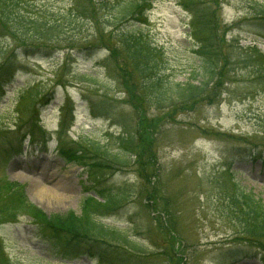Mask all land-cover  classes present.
Wrapping results in <instances>:
<instances>
[{
    "label": "rangeland",
    "instance_id": "1",
    "mask_svg": "<svg viewBox=\"0 0 264 264\" xmlns=\"http://www.w3.org/2000/svg\"><path fill=\"white\" fill-rule=\"evenodd\" d=\"M186 1L153 0L147 16L144 13L141 19L123 21H116L123 0L20 1L25 4L24 10H19L24 14L45 12L57 21L71 12L78 17L67 41L59 43L60 52L20 57L19 69L4 87L0 143L14 124L29 121L31 112H39L42 132L52 140L48 152L38 150V144L32 148L30 144L31 152L0 163V206L17 207L19 211L16 218L9 219L10 212L5 214L0 208V239L5 245L0 251V264L111 263L104 256L99 259L81 253L63 257L56 247L60 242L43 232L17 205L18 200L7 195L13 189L9 182L21 183L28 202L44 214L68 218L66 227L77 222L85 227L89 209L98 221L136 241L137 250L114 239L110 246L106 244L110 251L130 258L113 260V264H263L256 256L257 247L242 239L231 197L241 188L264 201V152L256 158L249 154L264 148V72L259 69L264 31L258 30L263 28L253 19V4H263L264 0H194L199 2L191 3L192 12L187 10L190 2ZM0 11L5 14L1 7ZM196 13L204 33H211L208 25L213 18L212 33L222 43L226 64L219 77L205 96L189 104L158 109L148 94L149 104L138 107L137 93L130 99L115 77L118 74L129 83L137 82L117 32L134 29L140 32L141 40L156 47L157 70L164 78L176 82L193 78L199 84L208 77L200 70L196 40L188 36ZM11 29L16 38L31 40L30 34L13 25ZM14 42L0 31V65ZM88 46L95 48L74 49ZM107 48L113 51V71L96 65L107 64ZM255 50L259 57L253 56ZM67 97L75 106V120L69 130L66 126L70 116L63 112L68 108ZM94 109L102 116L94 118ZM62 118L66 119V130L61 129ZM40 138L37 135L36 141ZM123 138L135 142V154L133 158L128 156L126 166L107 160L95 165L93 160L97 158L87 152L79 154L87 165L84 169L64 163L58 154L60 139L77 149L84 147L87 139H99L103 147L118 151ZM33 156L50 158L53 163L44 165L54 183H62L69 191L38 192L34 181L39 180V173ZM14 160L20 161L28 179L13 176L20 166ZM229 167L234 173L228 171ZM86 170L92 172V177ZM42 185L52 188L49 182ZM58 194L65 198L59 200ZM230 248L242 251L230 256Z\"/></svg>",
    "mask_w": 264,
    "mask_h": 264
},
{
    "label": "trees",
    "instance_id": "2",
    "mask_svg": "<svg viewBox=\"0 0 264 264\" xmlns=\"http://www.w3.org/2000/svg\"><path fill=\"white\" fill-rule=\"evenodd\" d=\"M21 0H0V7L3 9L5 14L0 11V31L10 37L12 40L15 39V46L11 49L10 53L7 55L5 61L0 65V80L3 74L9 71L16 62L20 54H48L50 52L62 50L59 43L67 41V34L70 33L74 21L78 15L74 13L65 14L63 20H54L51 18L50 14L36 13L33 15H28L20 12V8L24 10L25 4L20 2ZM150 0H123L120 3L119 14L117 15V20H138L144 16V10L150 5ZM190 2L187 4V10L192 12V4L195 5L199 1H186ZM185 3V4H186ZM192 3V4H191ZM254 9V20L258 21L257 26L263 29H258L264 31V3L263 4H253ZM18 9V10H16ZM116 17V15H114ZM119 17V19H118ZM210 20L208 28L211 33H204L202 30V23L199 22L198 13L194 15L190 22V30L188 36L191 39L196 40L197 49L195 53L200 58V70L206 73L208 79L199 82V84L194 83L193 78L186 82L175 81L174 79L164 78L160 72H158V58L159 53L156 47L148 41L141 40L142 36L139 31L134 29H128L124 31L125 33L117 32L120 35V42L124 45L126 52L128 53V61L133 65L136 71L137 82L133 80L129 83L122 75L115 74L116 80L119 78L118 82L121 85L123 91L130 97V99L137 93L136 104L138 107L149 104L147 95L151 96L153 103L159 109L172 108L175 105L189 104V102H194L203 96H205L208 87L213 84L220 75V70L223 69L226 64V58H223L222 43L218 39L214 31V21ZM13 25L16 29H20L25 34L31 35V40L22 41L14 36V31L11 29ZM207 28V27H206ZM258 36H262V33H258ZM93 49L95 46L88 47H75L74 49ZM109 50V48H107ZM110 51V56L106 57L107 64L103 63L105 67H111V60L113 59V51ZM256 51V50H255ZM259 51L253 56L259 57L257 55ZM112 54V55H111ZM262 60H259V69L264 72V64L260 61H264V53H261ZM1 56V54H0ZM258 60V58H256ZM119 76V77H118ZM37 94H31V97ZM35 99V98H34ZM173 105V106H172ZM71 108V106H69ZM96 110V109H94ZM101 110V109H100ZM98 114L100 112L95 111ZM103 113V112H102ZM32 115L36 114L31 112ZM152 130V132H151ZM150 134L154 133V128H151ZM87 144L81 149L77 147H69L68 151L65 152L66 158L84 168L87 165L82 161L79 154H85L87 152L94 155L97 159L93 162L95 165L100 162V160H107L108 163H115L116 165L126 166L129 164L128 158H133L134 156V144L131 139L123 138L120 140V148L118 151H112L101 145L100 140L87 139L85 141ZM82 145V144H81ZM153 151L154 141L151 143ZM257 147V146H255ZM253 147V148H255ZM258 149V148H256ZM132 152V153H131ZM264 152V148L261 150H255L249 154L256 158V156L261 157ZM130 153V154H129ZM151 155V153H149ZM129 156V157H128ZM152 156V155H151ZM150 158V156H149ZM99 160V161H98ZM105 166L111 167L107 164ZM230 171V170H228ZM89 175L92 177V172L88 170ZM13 189L8 191L7 195L18 200V206L22 208V211L27 212L33 221L38 224L43 232H48L53 238L57 239L62 247V255L68 257L70 255H76L82 252L83 247L88 248L91 252L98 256H104V258L110 262H115L113 260L129 261V257L125 254L116 253V251H110L107 245L113 244V239L121 243H127V247L130 249L134 248L137 250L136 241L131 240V237L124 235L118 228L110 227L102 221H98L93 217L92 210L87 209V217L84 226H81L79 222L72 223L71 226H65V223L69 222L67 219H62L60 216H48L44 214L40 209L36 208L34 205L28 202L26 196L24 195L22 186L18 183H14L11 186ZM20 189V190H19ZM241 188L238 189L236 194H233L234 204H232L233 209L236 210L238 219L241 224V233L243 240L248 242L251 246H255L260 250V258L264 262V201L259 200L251 193H246ZM17 191H20L18 194ZM92 200V197H90ZM116 200V199H115ZM89 203V202H88ZM84 203V208H85ZM2 206V205H1ZM0 206V208H1ZM14 209H8L7 206L1 208L6 214L10 212V218H16L19 211ZM17 211V212H16ZM4 213H1V216ZM2 220L3 218L0 217ZM67 221V222H66ZM70 225V224H69ZM76 230H83L86 233H90L94 237L87 235L86 233H81ZM1 242V241H0ZM105 244V245H104ZM86 246V247H85ZM140 250V248H138ZM2 246L0 243V251ZM237 250L242 251V248H230L227 254L230 256L238 255ZM262 250V251H261ZM2 252V251H1ZM0 252V253H1ZM112 261H111V260Z\"/></svg>",
    "mask_w": 264,
    "mask_h": 264
},
{
    "label": "bare ground",
    "instance_id": "3",
    "mask_svg": "<svg viewBox=\"0 0 264 264\" xmlns=\"http://www.w3.org/2000/svg\"><path fill=\"white\" fill-rule=\"evenodd\" d=\"M19 168H22V167L19 166L17 169H14L13 176L16 179H18V180L28 179L29 177L26 174H24L22 172V170H20ZM37 168H39V171H38V173H39V175H38L39 176V180H35L34 181V185L37 184L35 187H36V189H38L37 190L38 192H41V193H46L47 192L48 193V191H52V190H56V189H58V190L61 189L64 192L65 191H69L66 188V186L64 187L62 185V183H60V182H55L54 183L53 176L49 174L50 172H48V167L37 166ZM44 182H49L50 184H52V188H47V189L43 188L42 187L43 186L42 184ZM70 188H72V186H70ZM58 196H59V200H62V199L65 198V197H63V194L62 195L58 194Z\"/></svg>",
    "mask_w": 264,
    "mask_h": 264
}]
</instances>
